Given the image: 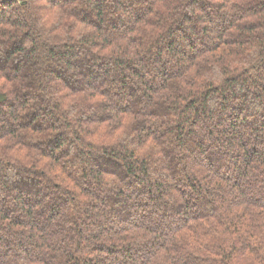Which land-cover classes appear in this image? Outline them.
<instances>
[{
    "label": "trees",
    "instance_id": "trees-1",
    "mask_svg": "<svg viewBox=\"0 0 264 264\" xmlns=\"http://www.w3.org/2000/svg\"><path fill=\"white\" fill-rule=\"evenodd\" d=\"M0 264H264V0H0Z\"/></svg>",
    "mask_w": 264,
    "mask_h": 264
},
{
    "label": "rangeland",
    "instance_id": "rangeland-1",
    "mask_svg": "<svg viewBox=\"0 0 264 264\" xmlns=\"http://www.w3.org/2000/svg\"><path fill=\"white\" fill-rule=\"evenodd\" d=\"M76 82H77V81H76ZM64 83H65V82H64ZM87 122H88V121H87ZM163 143L166 144V143H165V140H164ZM34 183H35V182H34ZM34 185H35V184H34ZM38 186H39V184H38ZM14 187H15V186H13V188H14ZM10 192H11V190H10ZM10 192H9V193H10ZM3 197H6V196H3ZM11 213H12L13 216H14V215H17V214H13V212H11ZM18 213H20V212H18ZM19 216H20V215H19Z\"/></svg>",
    "mask_w": 264,
    "mask_h": 264
}]
</instances>
